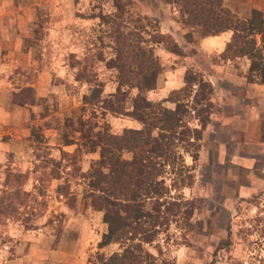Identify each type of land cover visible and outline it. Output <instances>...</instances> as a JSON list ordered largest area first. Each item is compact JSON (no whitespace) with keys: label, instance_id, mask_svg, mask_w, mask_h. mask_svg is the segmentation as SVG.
Wrapping results in <instances>:
<instances>
[{"label":"rangeland","instance_id":"rangeland-1","mask_svg":"<svg viewBox=\"0 0 264 264\" xmlns=\"http://www.w3.org/2000/svg\"><path fill=\"white\" fill-rule=\"evenodd\" d=\"M221 1L236 19L247 18L252 9L261 11L264 19V0ZM58 7L61 17L58 24L44 19L36 22L35 28L53 31L45 37L50 45L48 55L58 63L52 86L63 88L64 96L58 99L53 95L47 106L46 101L34 102L43 106L42 116L49 115L42 126L61 131L63 136L56 137L58 142L75 144L76 152L58 161L53 159L59 154L53 156L54 152L42 146V126L38 122L32 130L30 164L21 160L14 163L10 153L4 156L0 164V203L5 206L13 201L17 206L14 214L0 217V251L12 254L16 245L24 243L23 235L34 243L48 238L55 246L67 220L78 219L82 228L87 225L84 229L89 239L82 264H100L102 258L119 252V246L98 247L105 225L101 212L92 210L82 196L86 178L93 174L95 157L93 154L84 157L88 152L84 144L88 145L85 141L95 139L99 133L120 134L129 123L126 117L102 113L100 105H83L81 96L87 87L73 83L75 70L69 67V59L70 55L81 58L96 51H101L105 59L112 56L108 27L90 16L109 15L113 8L111 0H62ZM139 26L169 35L182 51L181 56H175L160 46L153 48L160 73L155 89L145 94L149 101L157 102V97L165 98L168 91L181 87L185 69L197 72L212 87L211 114L201 134L197 160L192 165L189 157H183L185 165L193 166L192 183L170 192L175 200L192 204L188 220L191 226L181 221L182 215H178L176 223L169 217L172 222L167 229L145 249L164 264H263L264 86L246 82L249 65L246 58L220 57L223 45L232 40L230 31L225 32L228 41L204 43L199 29L187 27L178 9L164 0H131L120 30L130 33ZM95 71L105 87L102 96L114 92L118 82H130L125 70L107 69L104 62H98ZM129 93L131 97L135 90ZM163 106L173 108L169 103ZM5 138L10 139L8 135ZM123 157L129 158L127 154ZM18 172L27 175L14 188L8 183V174ZM23 193L28 194L26 200ZM20 201L22 205L18 206ZM144 207L149 210L151 203L145 202ZM182 209L183 206L179 211ZM62 239L64 245L73 246L74 240L69 236Z\"/></svg>","mask_w":264,"mask_h":264},{"label":"trees","instance_id":"trees-1","mask_svg":"<svg viewBox=\"0 0 264 264\" xmlns=\"http://www.w3.org/2000/svg\"><path fill=\"white\" fill-rule=\"evenodd\" d=\"M164 1L175 6L185 25L198 28L202 37L230 31L232 40L224 45L220 57L229 60L246 58L249 61L246 82L264 86V19L261 11L252 9L247 18L236 19L221 0ZM130 3L131 0H111V14L90 16L108 27L111 57L105 59L101 51H96L87 52L79 59L70 55L69 59V67L75 70L73 80L87 87L81 96L83 105H100L102 113L126 117L140 125L139 129H123L117 135L99 133L95 139L85 141L87 151L97 150L98 158L92 163L93 174L87 176L82 196L92 210L102 214L105 233L98 247L119 246V252L102 258L100 264H164L157 262L145 247L155 243L158 234L165 231L172 220L176 223L178 215H182L181 221L186 226H191L188 220L192 204L175 200L170 192L192 183L191 168L197 160L201 134L211 114L212 87L200 74L185 69L181 87L169 91L158 102L145 97L155 89L160 73L153 48L160 46L175 56H181L182 51L169 35L156 29L147 31L145 26H139L130 33L122 32L120 25ZM98 62H104L107 69L125 70L130 82H118L113 93L102 96L103 85L95 71ZM130 90H135V94L128 97ZM15 99L18 105L33 104L34 93L30 88H23ZM164 103L172 104L173 108L163 106ZM59 154L60 157L68 155L63 151ZM184 156L191 159V166L185 165ZM26 175L9 173L8 183L16 188L18 181H25ZM23 196L26 200L28 194L23 193ZM147 201L151 203L149 210L144 207ZM20 204L22 201L18 206ZM16 206L13 201L5 206L0 203V217L14 214Z\"/></svg>","mask_w":264,"mask_h":264},{"label":"crops","instance_id":"crops-1","mask_svg":"<svg viewBox=\"0 0 264 264\" xmlns=\"http://www.w3.org/2000/svg\"><path fill=\"white\" fill-rule=\"evenodd\" d=\"M59 5H62V0H0V164L9 153L15 159L14 163L21 160L23 164H30V158L33 157V126L38 122L42 126L49 118V115L42 116L43 106L35 102L24 105L15 103L17 93L23 88H30L34 93V100L46 101L44 106H47L55 94L58 99L64 96L63 88L52 86L53 72H57L58 63L55 57L48 55L50 45L45 37L50 32L52 35L53 31L35 28L36 22L44 19L58 24L61 19ZM225 36L226 33L204 37L203 42L228 41L229 38ZM75 59L79 57L75 56ZM104 88L103 86V91ZM161 99L163 96L157 97L156 101ZM127 120L129 125L123 129L140 128L135 121ZM56 131L59 134L56 135ZM40 133L43 136L42 146L45 150L54 152L53 156L60 151L69 154L75 149L76 145L71 142L66 145L58 142L63 135L55 127L42 126ZM7 135L10 139L5 138ZM89 154L95 155L93 161L97 160V150L83 155L85 157ZM52 158L58 161L60 154ZM76 220L78 219L67 220L55 246L51 245L48 238L43 237L34 243L27 235H23L24 243L16 245L12 254L6 255L0 251V264H82L85 245L89 239L84 229L87 225L84 224L85 227L82 228L81 223ZM64 235L72 238L71 241L74 240L73 246L64 245Z\"/></svg>","mask_w":264,"mask_h":264}]
</instances>
